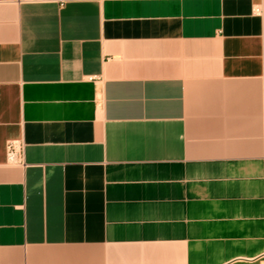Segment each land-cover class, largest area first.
<instances>
[{
    "label": "crops",
    "instance_id": "crops-1",
    "mask_svg": "<svg viewBox=\"0 0 264 264\" xmlns=\"http://www.w3.org/2000/svg\"><path fill=\"white\" fill-rule=\"evenodd\" d=\"M0 264H264V0H0Z\"/></svg>",
    "mask_w": 264,
    "mask_h": 264
},
{
    "label": "built area",
    "instance_id": "built-area-1",
    "mask_svg": "<svg viewBox=\"0 0 264 264\" xmlns=\"http://www.w3.org/2000/svg\"><path fill=\"white\" fill-rule=\"evenodd\" d=\"M19 2H40V1H54L60 5H65L72 2L92 1V0H16ZM259 12V10H257ZM23 156V145L21 143L12 142L8 145V163L20 164Z\"/></svg>",
    "mask_w": 264,
    "mask_h": 264
}]
</instances>
